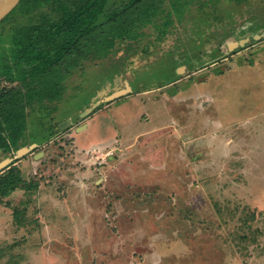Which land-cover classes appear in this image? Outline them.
Here are the masks:
<instances>
[{
    "label": "rangeland",
    "instance_id": "1",
    "mask_svg": "<svg viewBox=\"0 0 264 264\" xmlns=\"http://www.w3.org/2000/svg\"><path fill=\"white\" fill-rule=\"evenodd\" d=\"M72 70L37 77L0 150L37 183L0 202V264H264V0L192 5Z\"/></svg>",
    "mask_w": 264,
    "mask_h": 264
},
{
    "label": "trees",
    "instance_id": "2",
    "mask_svg": "<svg viewBox=\"0 0 264 264\" xmlns=\"http://www.w3.org/2000/svg\"><path fill=\"white\" fill-rule=\"evenodd\" d=\"M109 1L21 0L0 22V28L10 25L0 31V84L5 83L0 90L1 151L9 153L23 144L27 107L41 105L30 96L39 88L38 76L44 79L45 74L55 71L64 76L84 60L108 57L117 42L138 41L149 26L164 35L185 9L213 0H127L115 8ZM42 7L48 13L39 12ZM5 41L9 43L11 66L3 56ZM26 77L30 82L14 85ZM17 189L34 191L37 183L27 184L19 168L9 164L0 170V202Z\"/></svg>",
    "mask_w": 264,
    "mask_h": 264
},
{
    "label": "water",
    "instance_id": "3",
    "mask_svg": "<svg viewBox=\"0 0 264 264\" xmlns=\"http://www.w3.org/2000/svg\"><path fill=\"white\" fill-rule=\"evenodd\" d=\"M21 0H0V22L7 16L9 15L14 9L15 7L19 4ZM245 42H247V38H244L238 42H232L231 44H229L230 48H235L239 45H244ZM179 70H182V68H180ZM127 87L125 89L119 90L115 93H113L112 95L108 96L106 98V100H111V99H115L118 98L124 94H126L127 92ZM98 102H95L90 109L86 110L82 116L87 115L92 109L96 108V106L98 105ZM70 123V120H68ZM35 145H31L30 148H32ZM28 149L27 148H22L20 150L17 151V155L22 154L23 152H27ZM9 163L8 160H4L3 162L0 163V169L5 167L7 164Z\"/></svg>",
    "mask_w": 264,
    "mask_h": 264
}]
</instances>
